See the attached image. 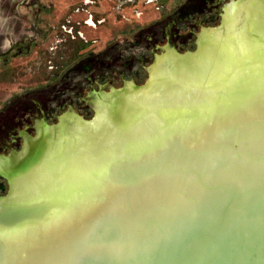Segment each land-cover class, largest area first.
Listing matches in <instances>:
<instances>
[{"label":"water","instance_id":"obj_1","mask_svg":"<svg viewBox=\"0 0 264 264\" xmlns=\"http://www.w3.org/2000/svg\"><path fill=\"white\" fill-rule=\"evenodd\" d=\"M0 132V264H264V0H8Z\"/></svg>","mask_w":264,"mask_h":264},{"label":"flooded vegetation","instance_id":"obj_2","mask_svg":"<svg viewBox=\"0 0 264 264\" xmlns=\"http://www.w3.org/2000/svg\"><path fill=\"white\" fill-rule=\"evenodd\" d=\"M86 21H89V22H91V19L89 18V19H87ZM85 21V22H86ZM88 23V22H87ZM4 132H6V130H3ZM33 132H34V134H36V130L35 129H33L32 130ZM1 133V132H0ZM26 133V132H25ZM4 134V133H3ZM27 134V133H26ZM17 135H18V139H20L23 143H24V139H23V137H22V133H17ZM29 136V135H28ZM16 141V140H15ZM15 141H13V142H15ZM6 144H5V146L3 145V147L4 148H2L1 150H7V154L9 153V152H11V151H14V150H12L11 148H8V145H9V143H10V138H9V140H7L6 142H5ZM23 143L21 144V147L23 146ZM1 148V147H0ZM4 156H6V155H4ZM0 178L2 179V180H4L5 181V183H6V185H8V187H9V184H8V180H7V178H5L4 176H2L1 174H0ZM1 190H3V186L2 185H0V191Z\"/></svg>","mask_w":264,"mask_h":264},{"label":"rangeland","instance_id":"obj_3","mask_svg":"<svg viewBox=\"0 0 264 264\" xmlns=\"http://www.w3.org/2000/svg\"><path fill=\"white\" fill-rule=\"evenodd\" d=\"M8 0H0V7L4 5Z\"/></svg>","mask_w":264,"mask_h":264}]
</instances>
